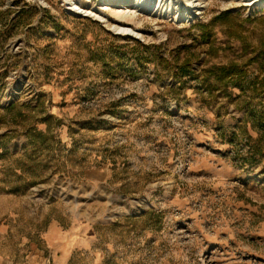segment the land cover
Masks as SVG:
<instances>
[{
  "label": "rangeland",
  "instance_id": "1",
  "mask_svg": "<svg viewBox=\"0 0 264 264\" xmlns=\"http://www.w3.org/2000/svg\"><path fill=\"white\" fill-rule=\"evenodd\" d=\"M188 1L0 0V264H264V0Z\"/></svg>",
  "mask_w": 264,
  "mask_h": 264
},
{
  "label": "bare ground",
  "instance_id": "2",
  "mask_svg": "<svg viewBox=\"0 0 264 264\" xmlns=\"http://www.w3.org/2000/svg\"><path fill=\"white\" fill-rule=\"evenodd\" d=\"M164 1H168L167 5L169 7V10H172L173 7H175L176 12H178V6L180 3V0H115V4L111 5L108 3L102 4L100 8H98L95 12H104V11H114V13L120 17H128L130 15H133L135 11H137L139 8H144L146 9L147 7H155L157 5V8L161 6V3ZM187 10L196 8L199 5L198 4H193L192 1L185 0ZM134 4L133 9L131 6ZM71 8L74 12L80 13L82 15H98L93 13L92 11L86 10L81 8L78 4L72 3ZM198 14V13H197ZM188 15V13H187ZM115 30H118L119 32H125V33H130L133 35H137L138 33L134 32L132 29L124 26H114L113 27Z\"/></svg>",
  "mask_w": 264,
  "mask_h": 264
},
{
  "label": "trees",
  "instance_id": "3",
  "mask_svg": "<svg viewBox=\"0 0 264 264\" xmlns=\"http://www.w3.org/2000/svg\"><path fill=\"white\" fill-rule=\"evenodd\" d=\"M223 15L227 16V15H229V13L226 12ZM186 65H187L186 63H184V65H183V71H184L183 73L184 74L185 73H187V74L189 73L188 66H186ZM236 68H237V65H235V64L229 65V66H226V67H223V66L215 67V68H212L210 71H207V73L210 74V75H214V77L217 80H224L229 74L236 73V71H235ZM260 82H261L262 87L264 88V74H263ZM11 108L12 107H10L9 109H11ZM55 120L57 122H59V119L56 118ZM26 135L29 138V141H30L29 143L33 144V149L31 150L32 151V155L33 156H38L37 150H38L39 143H37L36 138L38 136H42L41 133H37L35 131V129L31 128V129H27L26 130ZM45 139L46 138L43 137V140H42L41 144L44 145V142H45L44 140ZM21 172H22L21 174H25L26 170H22ZM25 183H26V185H29V184L32 183V181L31 182H25Z\"/></svg>",
  "mask_w": 264,
  "mask_h": 264
},
{
  "label": "water",
  "instance_id": "4",
  "mask_svg": "<svg viewBox=\"0 0 264 264\" xmlns=\"http://www.w3.org/2000/svg\"><path fill=\"white\" fill-rule=\"evenodd\" d=\"M81 15V14H80ZM82 16H84V15H82Z\"/></svg>",
  "mask_w": 264,
  "mask_h": 264
}]
</instances>
